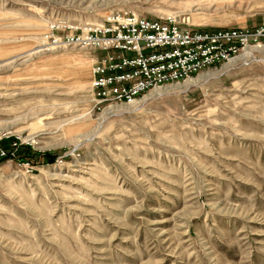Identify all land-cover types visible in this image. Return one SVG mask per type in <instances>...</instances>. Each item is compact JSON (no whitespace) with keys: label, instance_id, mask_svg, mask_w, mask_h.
<instances>
[{"label":"rangeland","instance_id":"1","mask_svg":"<svg viewBox=\"0 0 264 264\" xmlns=\"http://www.w3.org/2000/svg\"><path fill=\"white\" fill-rule=\"evenodd\" d=\"M129 12L259 42L93 109L100 52L71 32ZM78 28V29H77ZM0 264H264V0H0Z\"/></svg>","mask_w":264,"mask_h":264},{"label":"built area","instance_id":"2","mask_svg":"<svg viewBox=\"0 0 264 264\" xmlns=\"http://www.w3.org/2000/svg\"><path fill=\"white\" fill-rule=\"evenodd\" d=\"M262 34L238 27L201 29L173 16L150 19L123 12L71 32L66 41L100 52L90 82L93 109L99 110L111 102H131L152 87L185 80L228 61L251 42H259ZM4 156L0 149V158Z\"/></svg>","mask_w":264,"mask_h":264},{"label":"trees","instance_id":"3","mask_svg":"<svg viewBox=\"0 0 264 264\" xmlns=\"http://www.w3.org/2000/svg\"><path fill=\"white\" fill-rule=\"evenodd\" d=\"M0 149L5 152V156L0 159H12L33 166L53 163L57 157L54 152H37L29 144L20 142L15 136L0 138Z\"/></svg>","mask_w":264,"mask_h":264}]
</instances>
